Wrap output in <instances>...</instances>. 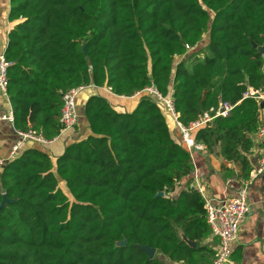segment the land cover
Returning <instances> with one entry per match:
<instances>
[{"label":"trees","instance_id":"obj_1","mask_svg":"<svg viewBox=\"0 0 264 264\" xmlns=\"http://www.w3.org/2000/svg\"><path fill=\"white\" fill-rule=\"evenodd\" d=\"M7 20L14 130L52 141L66 91L106 87L130 98L152 85L172 91L184 126L220 102L234 105L192 136L224 178L247 181L260 102L243 94L264 91V56L253 47L264 44V0H9ZM205 35V47L176 63ZM138 96L123 113L103 95L89 97V136L54 160L31 143L3 164L0 203L1 193L12 202L0 208V264L211 263L203 197L192 188L173 196L191 154L154 101Z\"/></svg>","mask_w":264,"mask_h":264},{"label":"crops","instance_id":"obj_2","mask_svg":"<svg viewBox=\"0 0 264 264\" xmlns=\"http://www.w3.org/2000/svg\"><path fill=\"white\" fill-rule=\"evenodd\" d=\"M9 12V0H0V55H3L7 45V35L14 23L7 20ZM208 43V36L205 35L201 42L181 58H176V63L182 62L188 58L193 52H198ZM90 93L83 101V113L81 122H77L74 129L60 133V135L49 142L44 149L54 160L59 157L67 144L81 140L90 135L87 121L84 117V105L86 100L93 95H103L111 104L113 109L118 113L132 110L139 101V96L134 95L130 98L117 97L113 95L106 87L104 88H88ZM10 106L8 98L2 97L0 93V114L6 111ZM167 119V118H166ZM260 129H264V106L259 109ZM168 128L171 122L167 119ZM173 131V126L169 128ZM258 130V131H259ZM16 138L13 127L5 123H0V157L5 158L14 144ZM262 149V139L258 136V132L253 136V147L246 155L249 162L250 170L258 164L260 152ZM192 158V171L183 178L176 186L174 197H177L180 191L187 188L198 190L203 189L206 199L213 205H220L226 198L234 196L244 181L235 177L224 178L220 170V160L214 155L208 154L205 147L194 152ZM229 168L238 173V167L229 164ZM59 188L64 192L65 182L58 179ZM66 189V188H65ZM249 204L251 212L241 224L237 241L233 245V252H236L237 264H264V175L256 179L249 188ZM215 250L217 240L210 236L203 243Z\"/></svg>","mask_w":264,"mask_h":264},{"label":"built area","instance_id":"obj_3","mask_svg":"<svg viewBox=\"0 0 264 264\" xmlns=\"http://www.w3.org/2000/svg\"><path fill=\"white\" fill-rule=\"evenodd\" d=\"M186 49L190 50L188 47H186ZM9 65L10 64L5 61L3 55H0V93L2 97L6 99L8 98L6 93V72ZM87 89L88 88L85 86H79L66 91L62 95V107L59 117L61 133L72 130L77 125L78 115L76 101ZM108 91H110V89H108ZM139 94H144L154 101L163 115L170 120L173 129L178 130L186 150L191 155L203 149L202 145L194 141L192 136L194 131L210 124L216 118H226L234 108V105L227 102H220L217 108H210L208 111L203 112L197 121L192 122L188 126H184L179 122L178 114L174 109L172 91H169L167 95L163 96L154 86L150 85L136 93L135 96ZM249 98H253L258 102H264V91L248 88L243 94V99ZM13 119L11 107L0 114V123L12 126ZM13 132L16 140L11 146L7 156L5 158H0V169L5 162L17 158L28 144L32 143L39 146H47L50 142L46 141L41 134L32 130L20 132L13 129ZM258 136L262 139V149L258 164L250 170L247 181L244 182L243 186L238 189L234 196L226 198L220 205H213L204 197L202 188H198L197 190L205 202L206 222L210 227L211 236L217 240L215 252L210 264H237L232 258L233 245L237 241L241 224L251 212L248 188L256 179L264 175V129L258 131ZM1 195L3 196L5 194L1 193Z\"/></svg>","mask_w":264,"mask_h":264},{"label":"water","instance_id":"obj_4","mask_svg":"<svg viewBox=\"0 0 264 264\" xmlns=\"http://www.w3.org/2000/svg\"><path fill=\"white\" fill-rule=\"evenodd\" d=\"M253 47L256 48L258 53H260L264 56V44L260 47H256V45L253 44ZM263 106H264V102H260L259 108L261 109V108H263ZM163 195L164 194L162 192L157 194V196H160V197H162ZM11 202H12L11 200H9L5 195H3L1 203H0V208L5 207L7 204H9ZM125 244H126L125 241H122L118 245L119 246H125ZM188 244L192 247L195 245V243H193V242H188ZM143 249L147 252L149 259H151L154 256L155 251L153 249H149L147 247H144Z\"/></svg>","mask_w":264,"mask_h":264},{"label":"rangeland","instance_id":"obj_5","mask_svg":"<svg viewBox=\"0 0 264 264\" xmlns=\"http://www.w3.org/2000/svg\"><path fill=\"white\" fill-rule=\"evenodd\" d=\"M90 93V90H86L84 93H82L76 101V110H77V115H78V122H81L82 118L80 115H82L83 113V101L85 100V97ZM172 125H170L169 128H171ZM66 188V187H65ZM63 189L65 192V195L68 197V199L72 202V197L70 196L69 192L67 191V189Z\"/></svg>","mask_w":264,"mask_h":264}]
</instances>
